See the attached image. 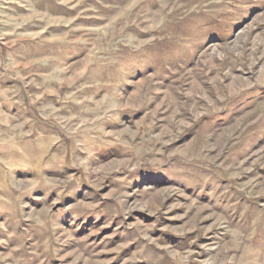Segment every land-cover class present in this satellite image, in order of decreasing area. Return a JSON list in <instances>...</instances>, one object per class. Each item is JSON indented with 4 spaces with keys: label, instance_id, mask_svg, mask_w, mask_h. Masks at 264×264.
I'll use <instances>...</instances> for the list:
<instances>
[{
    "label": "rangeland",
    "instance_id": "rangeland-1",
    "mask_svg": "<svg viewBox=\"0 0 264 264\" xmlns=\"http://www.w3.org/2000/svg\"><path fill=\"white\" fill-rule=\"evenodd\" d=\"M0 264H264V0H0Z\"/></svg>",
    "mask_w": 264,
    "mask_h": 264
}]
</instances>
